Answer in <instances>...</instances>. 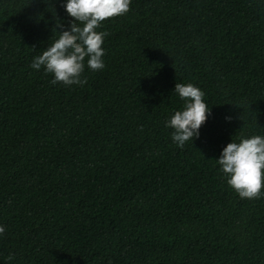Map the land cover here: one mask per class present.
<instances>
[{
    "label": "trees",
    "instance_id": "1",
    "mask_svg": "<svg viewBox=\"0 0 264 264\" xmlns=\"http://www.w3.org/2000/svg\"><path fill=\"white\" fill-rule=\"evenodd\" d=\"M61 3L0 0V264H264V196L215 161L264 136V0H132L84 87L30 67ZM176 83L212 108L183 149Z\"/></svg>",
    "mask_w": 264,
    "mask_h": 264
},
{
    "label": "clouds",
    "instance_id": "2",
    "mask_svg": "<svg viewBox=\"0 0 264 264\" xmlns=\"http://www.w3.org/2000/svg\"><path fill=\"white\" fill-rule=\"evenodd\" d=\"M44 2L52 4V0ZM131 3L132 0H62L61 7L71 23L66 26L54 16L58 38L52 36V43L33 57L30 67L51 75L53 85L84 87L88 83L84 75L86 67L92 72H102L106 68L103 45L109 34L100 30L103 23L127 14ZM56 29L64 30L58 32ZM173 93L183 102V107L166 120L165 126L171 130L173 144L183 149L188 142L193 144V140L199 138L201 127L212 116V108L205 101L204 91L191 83H176ZM224 120L231 123L233 118L225 115ZM215 161L227 185L240 199L254 200L264 196V136L232 138ZM5 232L0 225V238Z\"/></svg>",
    "mask_w": 264,
    "mask_h": 264
}]
</instances>
